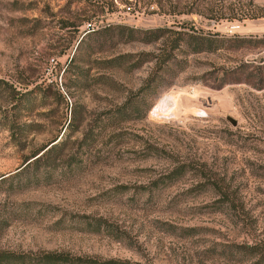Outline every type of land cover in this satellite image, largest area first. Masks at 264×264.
Here are the masks:
<instances>
[{"label": "rangeland", "instance_id": "374dc122", "mask_svg": "<svg viewBox=\"0 0 264 264\" xmlns=\"http://www.w3.org/2000/svg\"><path fill=\"white\" fill-rule=\"evenodd\" d=\"M0 264H264V0H0Z\"/></svg>", "mask_w": 264, "mask_h": 264}, {"label": "trees", "instance_id": "16d2710c", "mask_svg": "<svg viewBox=\"0 0 264 264\" xmlns=\"http://www.w3.org/2000/svg\"><path fill=\"white\" fill-rule=\"evenodd\" d=\"M55 146V144H53V143H50L48 146H42V147H40L39 149H37L36 151H34V152H32L31 154H30V156H28V157H26L25 158V160H27L29 157H32L33 156V158H31L30 160H37V158L41 155V154H43V153H47L50 149H52L53 147ZM38 151H41L40 153H38L37 155H36V153L38 152ZM35 155V156H34ZM24 160V161H25ZM30 160H28L26 163H28Z\"/></svg>", "mask_w": 264, "mask_h": 264}]
</instances>
